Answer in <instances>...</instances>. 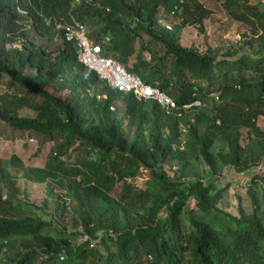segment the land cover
Returning a JSON list of instances; mask_svg holds the SVG:
<instances>
[{"label": "trees", "instance_id": "1", "mask_svg": "<svg viewBox=\"0 0 264 264\" xmlns=\"http://www.w3.org/2000/svg\"><path fill=\"white\" fill-rule=\"evenodd\" d=\"M216 1L250 32L204 51L183 41L206 33L200 0H0V78L23 93L0 94V122L59 138L42 167L0 158V264H264V0ZM71 17L180 109L202 106L167 114L106 85L56 28ZM226 168L251 175L236 203Z\"/></svg>", "mask_w": 264, "mask_h": 264}, {"label": "rangeland", "instance_id": "2", "mask_svg": "<svg viewBox=\"0 0 264 264\" xmlns=\"http://www.w3.org/2000/svg\"><path fill=\"white\" fill-rule=\"evenodd\" d=\"M206 7L212 10L213 14L205 20V35H201L194 26H188L183 31V41L187 46H196L200 50H206L207 47H218L230 44H236L240 41L243 35H248L249 28L244 24L235 21L228 12L224 9L222 4L216 0H200ZM256 0H252L254 3ZM170 17L167 23L170 22ZM179 22L178 19H173ZM164 22V19L162 20ZM87 27V26H86ZM88 30V27H87ZM8 78L2 76L0 78V94L5 92H12L16 94H23L16 90V87L9 90ZM20 116L33 118L36 113L31 108H24L19 112ZM263 124L262 121H260ZM246 133V131L244 132ZM59 141V138L43 141L42 138L29 134L26 132L16 131L9 128L6 124L0 122V158L9 159L12 155L19 156L25 165L27 166H44L51 147ZM171 163V162H170ZM173 164H168L167 168H170ZM171 169V168H170ZM173 171V170H172ZM175 171V170H174ZM258 174L264 175V164L262 169L258 171ZM149 178V173L144 171L139 177L137 183L141 187L145 186V181ZM224 183L229 182L231 187L229 189V197L233 203H236L235 195L243 191L244 186L242 183H246L251 179V175L236 174L235 171L226 168L225 175L220 177ZM22 187V181L20 183ZM29 200L40 203V200L44 196V186L29 185L28 184ZM122 185H118L114 190V195L119 196ZM242 188V189H241ZM233 210V209H232Z\"/></svg>", "mask_w": 264, "mask_h": 264}, {"label": "built area", "instance_id": "3", "mask_svg": "<svg viewBox=\"0 0 264 264\" xmlns=\"http://www.w3.org/2000/svg\"><path fill=\"white\" fill-rule=\"evenodd\" d=\"M56 28L63 31L67 41L74 43L78 50L79 61L93 69L112 89L125 94L132 93L139 100H155L167 114L178 112L181 116L183 111L187 112L202 106L201 101H196L180 109L170 96L145 83L139 75L130 73L115 58L103 55V45L94 44L87 34L85 24L75 17H71L70 22L58 23ZM105 41L108 42L109 37H106ZM212 96L216 97L214 94Z\"/></svg>", "mask_w": 264, "mask_h": 264}]
</instances>
